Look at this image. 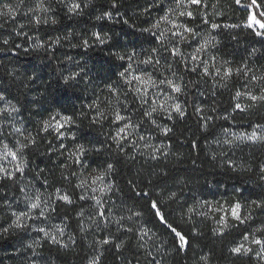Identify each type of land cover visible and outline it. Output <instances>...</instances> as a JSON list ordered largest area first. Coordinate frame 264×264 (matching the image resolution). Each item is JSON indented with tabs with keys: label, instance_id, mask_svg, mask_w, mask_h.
Wrapping results in <instances>:
<instances>
[{
	"label": "trees",
	"instance_id": "16d2710c",
	"mask_svg": "<svg viewBox=\"0 0 264 264\" xmlns=\"http://www.w3.org/2000/svg\"><path fill=\"white\" fill-rule=\"evenodd\" d=\"M18 2L0 0V5ZM39 2L24 0L15 20L0 17V95L4 97L0 100V149L4 151V144L13 150L28 145L18 151L19 160L9 157L0 163L14 172L13 179H0V264H89L97 256L99 264H264L263 257L254 256L260 245L252 246L248 255L231 252L254 237L264 239V232L256 231L264 229V141L236 139L257 125L264 130V101L254 102L245 95L259 96L264 87V80L252 79L264 76V38L244 26L251 10L235 0H203L200 5L182 6L179 10L191 11L193 16L179 17L178 22L186 23L198 35L181 41L171 33L157 40L141 31L150 28L167 8L175 10L173 0H43L48 12L28 13ZM250 2L242 0L244 5ZM74 3L80 8L70 11ZM258 3L264 5V0ZM145 8L149 12H144ZM105 12H111L113 19L98 20ZM34 15L48 23L36 25ZM211 23L220 27L213 30ZM170 27L161 25L162 29ZM95 32L111 38L100 44ZM57 38L59 43H54ZM84 40L89 46L83 45ZM205 40L210 41L206 50L197 54L196 48ZM173 47L183 59L172 55ZM153 48L158 51L153 53ZM132 52L136 56L131 61L119 59ZM192 55L198 59L193 61ZM149 56L159 64L138 63ZM213 57L215 68L211 67ZM201 59L209 61L211 75L204 76L203 67H196ZM128 63L133 65L132 74L143 70L157 81L173 79L182 84L183 92H171L166 85L159 86V93L149 88L148 103L141 107V94L133 91L136 83L128 85L119 75ZM193 67L195 72L190 70ZM224 67L233 69L226 80L216 76V68L223 71ZM236 69L241 72L237 74ZM108 84L119 93V101ZM238 91L242 93L239 97ZM164 94L175 97L184 106L185 115L172 112L169 119L168 114L157 111L154 125L143 113L150 110L153 99L159 104ZM237 103L243 111L235 108ZM198 107L201 113L196 112ZM116 109L138 125L129 130L123 151L112 140L122 126L111 122ZM98 112H103L104 118ZM61 116L74 120L60 129L62 139L54 130L57 121L64 123ZM208 116L212 119L202 118ZM45 121L52 125L48 131H43ZM165 127L171 129L167 135L162 131ZM77 145L85 148L82 164L69 158ZM153 155L157 159H152ZM108 163L114 165V171L104 183L112 186L111 191L93 193L89 187L92 177ZM17 164L23 167L22 173L15 172ZM81 181L87 183L77 187ZM129 181L152 191L168 221L188 237V247L178 249V241L174 242L169 230L154 218L150 205L134 197ZM56 189L69 195L73 203L58 200ZM37 192L42 193L47 206L42 202L40 208L31 209L29 204L35 202ZM171 192H176L175 199H168ZM93 196L104 205L106 221L98 217L100 205ZM236 203L241 205V216L248 217L243 224L231 216ZM189 208L194 211L189 213ZM21 211L29 216L23 221L26 227L18 229L13 226V212ZM134 211L143 215L128 220ZM225 215L227 228L220 222ZM121 217L125 219L117 224ZM141 226L151 229L148 236L157 241L156 248L150 250L144 243L147 238L139 241L136 234L123 230ZM40 228L56 235L60 243H52ZM58 228L64 229L62 236ZM243 235L249 240H243ZM108 236L114 238L113 243H97ZM116 243H122L119 250Z\"/></svg>",
	"mask_w": 264,
	"mask_h": 264
},
{
	"label": "snow or ice",
	"instance_id": "6c2138e0",
	"mask_svg": "<svg viewBox=\"0 0 264 264\" xmlns=\"http://www.w3.org/2000/svg\"><path fill=\"white\" fill-rule=\"evenodd\" d=\"M23 2H24V0H19V2L15 6L12 3H3L2 5H0V17L15 20L16 15L19 11L20 5H22ZM173 2L176 4L175 10L172 8H167V10L164 11V15L160 16L151 25L150 28H144V29H141V31L148 32L149 34L155 36L157 40H161L168 33H171L172 37H179L181 41H186L189 36H192L193 38H195L198 35V33H196V31L193 28L188 27L187 24L184 22H178L179 17L187 16V17L191 18L193 16V13L191 11H182L179 9L182 6L186 7L187 5H200L203 2V0H173ZM235 3L237 5H241L242 7H244L245 10L264 8V5L259 4L258 0H251L250 4H247V5L242 4V0H235ZM157 6H159V5H157ZM113 7H115V5H113ZM79 8H80V5L74 3L69 10L70 11H76ZM149 10H150L149 8H145L144 12H149ZM48 11H49V9L44 5L43 0H40V2L36 5L35 8H29L28 9V13H37V12L46 13ZM28 13H25V15H27ZM173 16L175 18H173ZM104 17H107L109 20L113 19L111 12H105L102 17L98 16L97 19L99 20V19H102ZM33 20H34L36 25H40L41 23H45V24L48 23V20L42 19L40 15H34ZM55 22H56L55 20L52 21V23H55ZM123 23L127 24L128 21L124 20ZM204 23H210V21L205 20ZM162 24L171 25V27L162 29L161 28ZM0 26H2V25H0ZM244 26L246 28L252 29L256 36L264 38V10H260L258 12L257 11L250 12L248 15L247 22L245 23ZM21 27H23V25H21ZM219 27H220L219 24L211 23V28L213 30H215ZM225 27H239V25H225ZM17 34L19 35L20 33H17ZM24 35H26V33ZM93 36L95 37V40L98 41L100 44H104L107 40H109L111 38V37L107 36V34H104L102 36L101 33H99V32L93 33ZM4 43L7 44L8 40H5ZM54 43H59V38H57L56 41H54ZM209 43H210V41L205 40L203 44H201L200 46H198L196 48V50H195L196 53L199 54V53L204 52L206 50V46ZM83 45L85 47L89 46V41L84 40ZM38 46H42V45H38ZM157 51H158V49H155V48L152 49L153 53H156ZM172 55L173 56H180L183 59V54L176 47H173ZM135 56H136V53L132 52L131 54L119 56V59L120 60L127 59V60L131 61L133 59V57H135ZM191 59L193 61H196L198 59V55H192ZM214 61H215V57L212 58V63H211L212 68H215ZM138 63L144 64V65L159 64V60L154 59L152 56H149L147 59L140 60ZM224 64L226 65L227 61H225ZM200 66L203 67V75L204 76L211 75L210 67H209V61L201 59L200 64L197 65L196 67H200ZM171 67H172V65L169 64L168 65L169 70L171 69ZM196 67H193L190 70L195 72ZM132 69H133L132 63H128L127 67L124 69V71L120 72L119 75L121 78L124 79L125 83L128 85H132L133 82L136 83L137 87H135L133 89V91L137 94H141L140 95L141 107H143L144 104L148 103V97H149L148 90H149V88H156L158 90V93L162 91V89L159 88L160 85H166L171 90V92H174L177 94L182 93L184 90L182 84L176 83L175 80H173V79L164 78V79H160L159 81H157L156 78L151 73H148L147 71L142 70L137 74H132V71H131ZM236 72H237V74H239L241 72V69H236ZM232 74H233V69L231 67H224L223 71H221L220 68H216V76L220 77L221 79L226 80L227 78H230L232 76ZM76 75H79V74L77 73ZM74 78H75V76L68 77V78H65V81L67 82L68 79H74ZM252 79L253 80H264V76H260V77L253 76ZM106 87H108L109 91H111L114 95H116L117 100L119 101V93L117 92V90L111 84L106 85ZM241 95H242V93L239 91L236 93L237 97H239ZM245 95H247L254 102L257 100L264 101V87L261 88V94L259 96L253 95L250 92L245 93ZM3 99H4V97L2 95H0V100H3ZM170 101H171V103H169ZM235 108L239 109L241 111L244 110L239 103H237L235 105ZM12 111H18V109L13 108ZM157 111H163L164 113L168 114L169 119L172 118V112H175L180 117H183L185 115L184 106L178 100H176L175 97H173L170 94H164V98L162 101L159 102V104L157 103V101L155 99H153L151 106H150V110H145L143 115L145 117L149 118L150 122L155 125L156 120L153 118V114L156 113ZM196 112L201 113L202 109H200L198 107V108H196ZM57 115H59V114H57ZM98 116L100 118H104L103 112H98ZM202 118L206 119V120L212 119L211 116L202 117ZM52 119L55 120L56 117L53 116ZM60 119L63 120L64 123L62 124L59 121H57L54 130L58 133V138L62 139L64 137V133L61 132L60 129L64 127V124L74 123V120L72 119V117H69V116H61ZM111 122L114 124H117V125H122V126H118L117 131H116V135L112 137V140L116 144L117 149L119 151H123V144L128 139L129 130L137 128L138 125L131 123L130 117L122 115L119 109H116L113 112V120ZM51 127H52V125L48 121H45L43 131H48V129ZM256 127L258 128L261 126L257 125ZM162 131L164 132L165 135H167V133L170 132L171 129H168L165 127L164 129H162ZM75 138H76L75 135H73L72 139L75 140ZM140 139L143 140L144 139L143 136H141ZM236 139L248 140V141H255V140L259 139L261 141H264V135L258 136L257 132L254 128L251 133H243V132L240 133L236 137ZM30 143L34 145L36 143L35 138H32L30 140ZM225 143L230 144L231 141L226 140ZM26 147H28L27 144L21 145L20 149L13 150V149L9 148L8 144H4V151L2 153H0V160H8V158L10 157L11 161H17L20 158L18 156V151H22ZM64 147H65V145H63L61 143L60 148H64ZM156 151H159V149H156ZM84 153H85L84 146L83 145H77L76 151L69 153V158L73 159L74 162L77 164H82L83 162L80 158H81V156L84 155ZM152 159H157V157L155 155H153ZM23 171H24L23 167L21 165L17 164L15 167V172L22 173ZM112 171H114V165L112 163H108L107 168L104 171H101V172H99L98 175H95L92 177V185H89V187H91L93 193H95L97 190L101 194H105L106 192L111 191L112 186L110 184H105L104 182H105L106 177ZM261 171L264 172V166L261 167ZM13 178H14V172L9 171L7 168H5L3 166H0V179H13ZM86 183H87V181H81V183L79 185H77V187H84ZM128 183L131 186V190L134 193V197L145 200L146 203H148L150 205V209L153 212L154 218H156L162 225H164L169 230L170 234L173 236L174 242L178 241V249L183 250L186 247H188L189 246L188 237L181 230H179L178 226H174L172 223H170L168 221L164 212L161 210L160 202L157 199H153L152 191L148 190L146 185L141 186L137 183H134L133 181H129ZM97 184L101 185L99 187V189L94 187V185H97ZM21 191H23V189H21ZM55 195H56L58 200H61L63 202L69 203V204L73 203V201L71 200L69 195L60 194V189H56ZM176 195H177L176 192H171V193H169L168 199H170V200L175 199ZM41 196H42V193L37 192V195L35 197V202H32L29 204V207L31 209L40 208V205L42 202L47 206L48 202L46 200L42 201ZM91 198L95 199L97 204L100 205L99 211L97 213L98 217L101 220L106 221L107 218H106V213L104 210V205L101 203V201L98 197L93 196ZM80 199L84 200L85 197L81 196ZM258 206H260V205H258ZM240 209H241V205L239 203H236L235 205H233L231 207V216H232V218H234L235 220H237L241 224H243L248 219V217H242L240 214ZM52 211H55V208H52ZM188 211H189V213H191L194 211V209L189 208ZM43 214H44L43 210H41L40 215H43ZM13 215L15 216V220L13 221V226L15 228H18V229L25 228L26 225L23 221L25 218H27L29 216V214L27 212L21 211L19 213L13 212ZM81 215H82V213H81ZM142 215H143V213L141 211H134L131 213V215H129L127 217V219L133 220V217H141ZM124 219H125L124 217H121L120 220L116 221V223L120 224V222ZM220 222H221L223 228L228 227L226 215L220 217ZM121 227H123V226L121 225ZM123 230L128 232V233L136 234L138 236L139 241H144V238L149 235V232H151V229H147L144 226H141L139 229H136L134 227H126V228H123ZM5 231H7V229H5ZM38 231L43 232L45 234V236H48L52 243H55V244L60 243V241L57 240L56 235H50V233L47 232L44 228H40V229H38ZM256 231L264 232V229H257ZM57 232L59 235L62 236L64 233V229L58 228ZM113 239H114L113 237L108 236V237H105V238L97 241V243L101 244V245H109V244L113 243ZM243 240L248 241L249 236L243 235ZM144 243H146V241H144ZM250 243L260 245L261 251H260V253H257V255L264 253V239L254 237L251 239ZM63 246L67 247V244H64ZM140 246L143 247L144 244L142 243V244H140ZM114 247L117 250H119L122 247V243H116V244H114ZM252 251H253V249L251 247H246L243 243H240V244L236 245L235 247L231 248V252L234 254H238V255H248ZM148 255L151 256L152 253L149 252ZM89 264H99V256L94 257L92 260H90ZM150 264H151V262H150Z\"/></svg>",
	"mask_w": 264,
	"mask_h": 264
},
{
	"label": "rangeland",
	"instance_id": "374dc122",
	"mask_svg": "<svg viewBox=\"0 0 264 264\" xmlns=\"http://www.w3.org/2000/svg\"><path fill=\"white\" fill-rule=\"evenodd\" d=\"M251 10V12L253 11L252 9H250ZM256 130V132H257V135L258 136H261V135H263L264 134V130L263 129H261V128H256L255 129ZM258 140L259 139H257V140H255V141H252V142H258ZM3 151H2V149H0V153H2ZM1 162L0 163H3L5 160H0ZM140 228V227H139ZM145 238H147V239H145ZM144 239L145 240H147L146 242H147V246H148V248L151 250V247H154V248H156L157 246H158V243H157V241L156 240H151V239H149V236H146ZM255 244H251L250 243V241H248L247 242V244L245 245L246 247H251L252 249H253V247L252 246H254ZM259 251H258V253H260V248L258 249ZM255 257H258V258H264V253H261L260 255H257V253H256V255H254Z\"/></svg>",
	"mask_w": 264,
	"mask_h": 264
}]
</instances>
